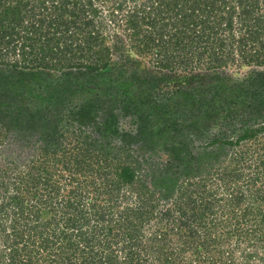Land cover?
<instances>
[{
	"label": "trees",
	"instance_id": "obj_1",
	"mask_svg": "<svg viewBox=\"0 0 264 264\" xmlns=\"http://www.w3.org/2000/svg\"><path fill=\"white\" fill-rule=\"evenodd\" d=\"M0 264H264V0H0Z\"/></svg>",
	"mask_w": 264,
	"mask_h": 264
},
{
	"label": "rangeland",
	"instance_id": "obj_2",
	"mask_svg": "<svg viewBox=\"0 0 264 264\" xmlns=\"http://www.w3.org/2000/svg\"><path fill=\"white\" fill-rule=\"evenodd\" d=\"M244 70H239L238 72H240V73H242ZM111 72H114V71H111ZM111 72H108L107 74L108 75H114V73H111ZM108 77H111V78H113V76H108ZM112 82H114V81H112ZM81 99H80V96L79 95H76V96H74V97H72V100H71V102H72V104L75 102V103H77L78 101H80ZM130 120H128V118L127 117H125L124 119L122 118V119H119V122H120V125L122 126V127H126V128H129V127H131L132 126V124L133 123H131V122H129ZM121 127V128H122Z\"/></svg>",
	"mask_w": 264,
	"mask_h": 264
}]
</instances>
